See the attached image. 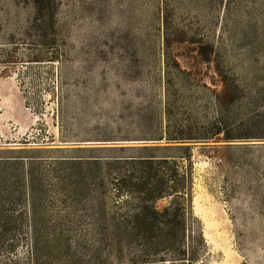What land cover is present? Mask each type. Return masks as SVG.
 <instances>
[{"label":"rangeland","instance_id":"rangeland-1","mask_svg":"<svg viewBox=\"0 0 264 264\" xmlns=\"http://www.w3.org/2000/svg\"><path fill=\"white\" fill-rule=\"evenodd\" d=\"M166 51L190 71L179 73L169 118L199 124L221 115L229 134H264L246 115V102L260 97L256 119L264 118V0H0V153L69 156L77 143L145 141L136 138L163 124ZM202 51L208 63L193 59ZM214 60L243 78L238 106L225 113L214 103ZM235 118L241 126L229 124ZM202 143L189 142L190 206L208 246L205 264H264V136L229 142L236 147ZM71 226L49 262L92 257Z\"/></svg>","mask_w":264,"mask_h":264},{"label":"trees","instance_id":"trees-1","mask_svg":"<svg viewBox=\"0 0 264 264\" xmlns=\"http://www.w3.org/2000/svg\"><path fill=\"white\" fill-rule=\"evenodd\" d=\"M193 59L208 63L211 57L202 51ZM214 61L221 82L214 103L216 112L225 113L238 106L243 78L231 77ZM163 64V124L136 138L145 141L77 143L82 145L69 156H46L42 148L0 153V258L6 260L0 264H62L47 259L62 250L56 243L70 240L71 225L92 254L80 264H205L208 246L190 206L189 142L211 147L210 141H224V147H236L229 142L264 134H229L221 115L199 124L169 118L179 103L174 90L179 73L190 71L168 51ZM259 99L246 102L254 126L264 124V118L256 119L263 108ZM242 121L228 122L239 127ZM129 150L133 153L126 154ZM18 247H24L23 257Z\"/></svg>","mask_w":264,"mask_h":264}]
</instances>
